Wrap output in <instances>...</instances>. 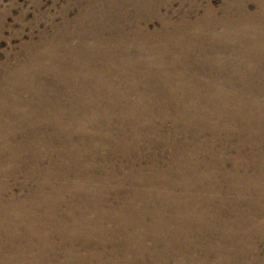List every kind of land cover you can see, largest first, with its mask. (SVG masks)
<instances>
[{
    "label": "bare ground",
    "instance_id": "1",
    "mask_svg": "<svg viewBox=\"0 0 264 264\" xmlns=\"http://www.w3.org/2000/svg\"><path fill=\"white\" fill-rule=\"evenodd\" d=\"M235 1L186 19L190 5L177 21L161 0H84L52 34L22 43L0 71V175L36 184L19 199L0 182V234L32 230L42 264L77 263L78 246L92 244L110 246L97 264H264L254 244L264 241V0ZM173 117L187 130L179 141L159 134ZM134 141L170 145L168 168L156 170L157 153L137 156ZM31 240L11 242L0 264H28Z\"/></svg>",
    "mask_w": 264,
    "mask_h": 264
},
{
    "label": "rangeland",
    "instance_id": "2",
    "mask_svg": "<svg viewBox=\"0 0 264 264\" xmlns=\"http://www.w3.org/2000/svg\"><path fill=\"white\" fill-rule=\"evenodd\" d=\"M257 1V0H256ZM255 0H249L247 1V5L249 8L253 9L254 5L256 4ZM236 1L235 0H161V7H160V12L159 13H165L168 17L172 18L173 20H179L181 16L187 11L188 6L193 5V11H191L186 19H192L194 16H197L200 14L202 9L206 7L208 4L212 5L214 8H221L223 6H230L233 5ZM84 5V0H0V71L3 73L5 68L7 69L11 65L14 64L16 61V58L22 57L24 54V51L21 49L22 46H20L22 43H25L29 40H36L38 38V35L40 32H45L48 35L52 34L57 28L61 26L63 23V15L64 12L66 13V16L68 18H73L79 10H82ZM103 9H105L104 6H101ZM114 8V7H113ZM103 9L99 8L98 11H102ZM128 10H132L131 7L127 8ZM107 10V9H106ZM220 14V13H219ZM156 16V15H155ZM167 17V18H168ZM152 22L151 26L156 24V20L154 17H152ZM21 49V50H20ZM26 51V50H25ZM5 67V68H4ZM159 92V91H158ZM129 98V97H128ZM150 101L152 99H149ZM147 100H138L135 97H130L128 99L129 104H142L143 102H146ZM157 103L160 104H167L170 106L173 105H180V104H188V98H184L183 101L181 100H176L175 98H162L158 97L156 100ZM91 118V117H89ZM109 119H112V117H108ZM124 118V117H123ZM84 121H86L87 118H80ZM93 119V118H91ZM114 118L113 120H115ZM176 126L174 117L173 119H164L162 126L159 129V134L164 137L167 134H176L177 138L175 139L176 141H179L181 138L180 134H187V130H179L181 132L178 133L176 132L173 127ZM89 131H93L92 128L89 129ZM95 135H101L95 134ZM120 134H113V136L117 137ZM159 136V137H161ZM118 139V138H117ZM204 140V137L201 138ZM216 140H220V136L217 137ZM16 142H12L11 144L14 145ZM87 145V141L85 142ZM139 142L134 141V148H136V153L137 156L139 153H145L146 152H152V153H157L160 156V159L158 161V165L156 167L157 171H162L168 168V164L170 162V156L172 154V148L167 145H162L160 143L157 144H151L150 142H146V149L142 147L144 146L145 141L139 143L141 144L140 146L138 145ZM11 145V146H12ZM136 146V147H135ZM149 150H148V149ZM191 149V148H190ZM54 155V154H53ZM100 156L107 157L108 159H114L117 162H120V156L117 154H109L106 152V150H100L99 153ZM22 157H25L26 154H21ZM221 156V155H220ZM58 160V157L54 155V157L50 158V160ZM119 159V160H116ZM124 161V160H123ZM125 162H123V165ZM43 166L49 167V169H55V166L52 164H49L47 162H43ZM115 166H118L119 163H114ZM126 164H132V162H128ZM57 166V165H56ZM103 169H106L107 166H103ZM19 170H26V167L23 166L22 169ZM28 170V169H27ZM121 175V174H120ZM58 185H61V183L56 180ZM0 182L7 183V185L12 188V190L15 192V196L23 198L24 194L26 193L27 189L26 187H31L34 184H36V179H34L31 183L26 181L24 174L22 172H16L14 178H10L5 175H0ZM30 183V184H29ZM51 184L55 185L54 182H51ZM98 184V185H97ZM114 183H105L103 184L96 183V185L100 188L102 187H113L116 186ZM95 185V183H93ZM92 184L90 185L91 188H94ZM100 185V186H99ZM10 192L7 194L9 195ZM19 194V195H18ZM0 200L3 202L6 198L4 195H1ZM121 197V196H120ZM106 202H118L120 204L121 200H116L113 198V195H109L106 198ZM8 210V207H7ZM62 212L64 209L61 210ZM60 217H64V215H60ZM105 226L111 228L112 224L108 222L105 223ZM112 229V228H111ZM42 234V232H39ZM97 233V234H96ZM118 233L117 231L115 234ZM52 235H55L54 233H50ZM96 234V235H95ZM95 239L98 237V232H95L94 234ZM118 235V234H116ZM34 236V232L31 230L28 233H24L20 231L19 233L17 232L14 238L10 234V232H3L0 234V255L2 256L3 254H9L10 250L8 248V245L11 242L15 243V247L18 248H25L27 247L26 242L28 240H31ZM163 237V236H162ZM160 237V238H162ZM32 244L36 248V252L34 250L27 248L28 256L26 258V262L28 264L32 263V259H34V253L38 255L37 262L42 264V259L45 254H41L40 249L38 248L37 244L39 243L37 240L32 239ZM149 243L146 245L148 247L145 248H150ZM255 248L263 252L264 251V241L257 239L256 242H254ZM79 244H77L78 246ZM109 245L106 246V248L102 249L99 247V245H87L86 246H78L76 252L78 255H80V259L77 261V263H70L69 264H97V263H105L108 262V259L111 258V256L107 253L109 251ZM91 250L94 253H103L104 255H101L100 261L95 259V256L89 261L85 263L84 256L86 250ZM97 252H96V251ZM106 251V252H105ZM201 250H197L199 253ZM110 257V258H109ZM91 258V257H90ZM117 260V258H115ZM81 261V262H80ZM83 261V262H82ZM102 261V262H101ZM250 261V260H248ZM23 263V262H22ZM2 264H8V263H2ZM15 264V263H13ZM50 264H58L56 262V259L51 261ZM68 264V263H65ZM169 264H175L174 261H170Z\"/></svg>",
    "mask_w": 264,
    "mask_h": 264
}]
</instances>
